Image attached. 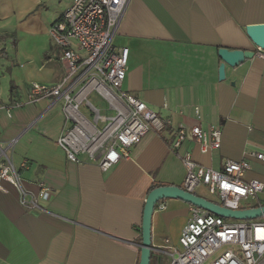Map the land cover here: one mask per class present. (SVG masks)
I'll use <instances>...</instances> for the list:
<instances>
[{
  "label": "crops",
  "instance_id": "1",
  "mask_svg": "<svg viewBox=\"0 0 264 264\" xmlns=\"http://www.w3.org/2000/svg\"><path fill=\"white\" fill-rule=\"evenodd\" d=\"M70 2L0 0V106L25 99L30 82L61 78V51L48 29ZM254 23H264V0H129L113 35L115 49L128 48L122 89L172 126L218 125L221 144L211 152L200 153L188 139L172 150L167 133L151 130L128 158L102 170L84 153L68 160L57 144L70 124L61 98L13 107L10 116L0 110V161L4 152L19 176V186L0 179V264H138L145 197L160 184L182 186L185 152L213 169L248 157L244 178L264 182V162L250 155L264 150V62L254 51L236 66L225 64L224 77L218 76L219 47L255 50L245 30ZM80 96L77 109L89 130L103 122H93L86 101L99 114L94 102H100L102 116L116 114L96 90L87 87ZM40 183L49 188L47 198L39 196ZM21 191L45 211L22 206ZM258 199L263 203L264 194ZM163 203L154 207L152 246L165 237L176 243L190 216V204L180 199Z\"/></svg>",
  "mask_w": 264,
  "mask_h": 264
},
{
  "label": "built area",
  "instance_id": "2",
  "mask_svg": "<svg viewBox=\"0 0 264 264\" xmlns=\"http://www.w3.org/2000/svg\"><path fill=\"white\" fill-rule=\"evenodd\" d=\"M128 2L71 0L48 29L51 41L61 51L64 63L61 78L54 84L30 82L25 99L3 104L0 110L10 116L13 107L45 97L61 98L65 122L70 124L62 129L56 139L57 144L68 160L77 162L78 154L84 153L89 159L97 160L102 170L122 158H128L131 147L151 130L167 133L166 140L172 150L186 139L192 140L202 154L219 148L221 128L218 125L209 124L204 128L199 124L172 126L168 117L160 116L137 96L122 89L128 48L115 49L112 38ZM255 53L264 62V50L256 47ZM106 83L118 90L119 96L106 89ZM87 87L96 90L116 111L113 116H102L86 101L93 122H103L102 128L93 131L88 129L77 109L84 97H79L81 90ZM194 114L200 118L197 106ZM167 125L171 126L170 129H166ZM14 141L12 138L8 145ZM3 155L0 179L19 186V176L13 164L4 152ZM250 155L264 162V150ZM180 159L185 167L181 186L185 191L199 195L196 188L202 184L218 199L214 202L230 209L252 207L254 202L264 204L258 199L260 193L264 194V182L257 178H244L250 167L248 157L226 159L221 169L198 164L190 152H185ZM39 185V196L47 198L49 188ZM19 201L27 209L45 211L36 198L26 199L24 191H21ZM247 202L252 204L244 205ZM154 207L164 208L163 200ZM151 257L153 264H262L264 215L254 219L228 220L190 204V216L181 228L177 242L165 237L161 244L152 246Z\"/></svg>",
  "mask_w": 264,
  "mask_h": 264
},
{
  "label": "water",
  "instance_id": "3",
  "mask_svg": "<svg viewBox=\"0 0 264 264\" xmlns=\"http://www.w3.org/2000/svg\"><path fill=\"white\" fill-rule=\"evenodd\" d=\"M247 35L256 47L264 50V23H254L245 26ZM255 47V49H256ZM255 50L241 48H218V56L221 59L218 68L220 79L224 77V66H236L244 58L254 55ZM180 199L188 204L203 208L212 214L224 218L254 219L264 215V204L240 209L226 208L210 199L185 191L182 187L174 184L158 185L150 189L145 197L141 218V242L138 264H149L151 256V222L154 206L159 200Z\"/></svg>",
  "mask_w": 264,
  "mask_h": 264
},
{
  "label": "rangeland",
  "instance_id": "4",
  "mask_svg": "<svg viewBox=\"0 0 264 264\" xmlns=\"http://www.w3.org/2000/svg\"><path fill=\"white\" fill-rule=\"evenodd\" d=\"M94 104L96 105L97 108H99L100 114H106V112L103 109V106H102V104L100 102H97V103L94 102ZM196 193L199 194V195H202V196H206V197L210 198L212 201L218 202V199L216 197H214L213 195L209 194L207 192V190H206V187L204 185H202V184H200L196 188ZM166 200H168V199H166ZM249 204L251 205L252 203H248V202L247 203H244V205H249ZM226 219H228V220H235V218H231V217H227ZM262 264H264V262Z\"/></svg>",
  "mask_w": 264,
  "mask_h": 264
},
{
  "label": "trees",
  "instance_id": "5",
  "mask_svg": "<svg viewBox=\"0 0 264 264\" xmlns=\"http://www.w3.org/2000/svg\"><path fill=\"white\" fill-rule=\"evenodd\" d=\"M160 185H163V184H160ZM153 188H154V187H153ZM151 189H152V188H151ZM149 264H153V259H152L151 256H150Z\"/></svg>",
  "mask_w": 264,
  "mask_h": 264
}]
</instances>
